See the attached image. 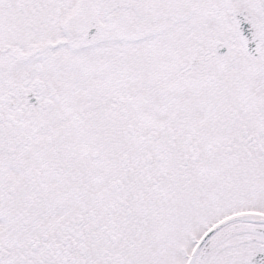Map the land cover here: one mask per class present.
Segmentation results:
<instances>
[{"label":"snow or ice","instance_id":"6c2138e0","mask_svg":"<svg viewBox=\"0 0 264 264\" xmlns=\"http://www.w3.org/2000/svg\"><path fill=\"white\" fill-rule=\"evenodd\" d=\"M0 264H264V0H0Z\"/></svg>","mask_w":264,"mask_h":264}]
</instances>
